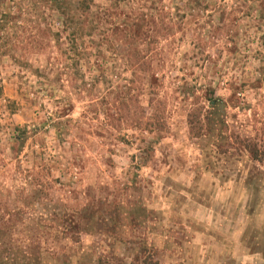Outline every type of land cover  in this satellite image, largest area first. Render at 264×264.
Segmentation results:
<instances>
[{
	"label": "rangeland",
	"instance_id": "1",
	"mask_svg": "<svg viewBox=\"0 0 264 264\" xmlns=\"http://www.w3.org/2000/svg\"><path fill=\"white\" fill-rule=\"evenodd\" d=\"M13 1L0 264H264V0Z\"/></svg>",
	"mask_w": 264,
	"mask_h": 264
},
{
	"label": "trees",
	"instance_id": "2",
	"mask_svg": "<svg viewBox=\"0 0 264 264\" xmlns=\"http://www.w3.org/2000/svg\"><path fill=\"white\" fill-rule=\"evenodd\" d=\"M11 2V4H15L13 0H8ZM30 4L33 5H38L43 6V8L53 10L55 12H58V16L63 17L62 15L64 14V9L67 8V0H27ZM91 2V0H79L77 1V5L79 6L78 8L81 9H87V5ZM9 13H2L0 14V21L2 20L3 17L7 16ZM73 16V14H71ZM214 99L210 100V103H214Z\"/></svg>",
	"mask_w": 264,
	"mask_h": 264
}]
</instances>
